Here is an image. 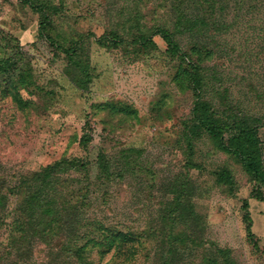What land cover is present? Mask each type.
I'll return each mask as SVG.
<instances>
[{"label":"rangeland","instance_id":"1","mask_svg":"<svg viewBox=\"0 0 264 264\" xmlns=\"http://www.w3.org/2000/svg\"><path fill=\"white\" fill-rule=\"evenodd\" d=\"M41 1L57 6L43 35L30 3L0 0V194L21 173L88 153L89 175L72 172L71 185L89 186L90 221L109 235H135L97 245L90 264H264V198L251 196L257 183L198 130L186 64L155 34L167 28L183 50L201 47L209 97L224 116L252 117L264 160V0ZM197 19L196 32L186 31ZM151 36L158 47H143ZM100 152L108 172L98 167ZM224 170L232 181L219 178ZM13 230L0 220V264L20 257L9 252ZM54 243L51 252L34 242L20 264H57L61 240Z\"/></svg>","mask_w":264,"mask_h":264},{"label":"trees","instance_id":"2","mask_svg":"<svg viewBox=\"0 0 264 264\" xmlns=\"http://www.w3.org/2000/svg\"><path fill=\"white\" fill-rule=\"evenodd\" d=\"M25 1L40 14L39 32L41 35L45 34L47 26L51 23V14L57 6L48 5L41 0ZM179 20L181 23L182 18ZM198 21V19L189 21L185 30L195 33ZM155 34H160L166 40V51L171 54L180 53V57L186 64L184 73L187 85L196 96L193 107L196 127L198 130L207 132L218 149L238 157L252 180L257 183L251 196L263 199L264 160L258 126L254 124L252 117H243L237 113L222 115L220 106L213 102L214 97H209L213 80L208 76L209 73L204 64L206 57L202 56L200 46L193 45L190 51L183 50L177 31L173 32L167 28H159ZM102 45L107 44L102 42ZM151 45L158 47L152 36L143 42V47L148 48ZM216 92H219L218 88ZM224 99L220 100V104H225L227 97L225 96ZM88 125L86 123L84 126L80 140V144L86 151L93 139ZM97 164L100 171H110V161L105 152L98 154ZM91 167L92 161L88 153L81 157L61 158L39 170L21 173L17 182L7 186V190L0 194V220L7 218L14 228V234L9 237L8 241L12 250L9 252H15L20 256L18 260L13 261V264H20L32 251V246L36 241L50 245L52 252L55 239L61 240V246L55 254L57 264H90L89 253L98 247L97 245L110 247L114 236L124 238L125 241L135 239V235H132L130 231L125 233L118 231V233L109 235L107 228L106 231L101 230L104 226L102 222L90 221L88 216L91 203L88 195L89 186L72 187L71 182L77 176L71 173L80 172L88 176ZM219 175L221 179L232 181L227 170ZM183 194L181 192L177 197L182 198ZM13 195L16 196V203L10 209L9 204L14 201ZM244 208L248 209L247 201L244 203ZM245 218L248 221L249 234L254 237L252 217L248 210ZM89 225L93 229L88 227ZM100 230L102 235L106 236L104 240H98L99 237L96 236L95 232ZM73 258L76 259L73 260ZM228 263L235 264V261L231 258L228 259Z\"/></svg>","mask_w":264,"mask_h":264}]
</instances>
